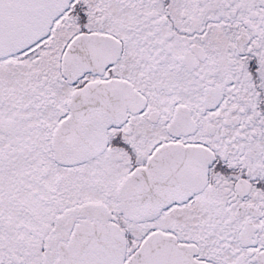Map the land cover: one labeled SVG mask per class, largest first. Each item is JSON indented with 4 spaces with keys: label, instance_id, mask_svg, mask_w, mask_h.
Here are the masks:
<instances>
[{
    "label": "snow or ice",
    "instance_id": "snow-or-ice-1",
    "mask_svg": "<svg viewBox=\"0 0 264 264\" xmlns=\"http://www.w3.org/2000/svg\"><path fill=\"white\" fill-rule=\"evenodd\" d=\"M0 264H264V0H0Z\"/></svg>",
    "mask_w": 264,
    "mask_h": 264
}]
</instances>
